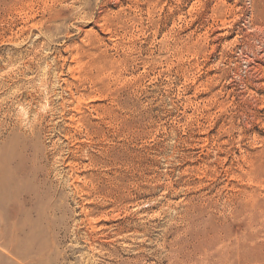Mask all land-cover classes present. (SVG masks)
<instances>
[{"label": "rangeland", "instance_id": "rangeland-1", "mask_svg": "<svg viewBox=\"0 0 264 264\" xmlns=\"http://www.w3.org/2000/svg\"><path fill=\"white\" fill-rule=\"evenodd\" d=\"M0 264H264V0H0Z\"/></svg>", "mask_w": 264, "mask_h": 264}, {"label": "bare ground", "instance_id": "bare-ground-1", "mask_svg": "<svg viewBox=\"0 0 264 264\" xmlns=\"http://www.w3.org/2000/svg\"><path fill=\"white\" fill-rule=\"evenodd\" d=\"M166 3V2H165ZM168 67V66H167Z\"/></svg>", "mask_w": 264, "mask_h": 264}]
</instances>
